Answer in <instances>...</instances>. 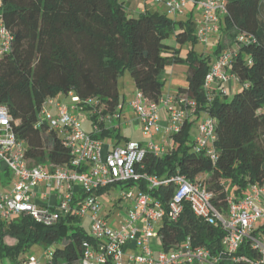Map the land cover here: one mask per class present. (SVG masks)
Returning <instances> with one entry per match:
<instances>
[{"label":"trees","instance_id":"obj_1","mask_svg":"<svg viewBox=\"0 0 264 264\" xmlns=\"http://www.w3.org/2000/svg\"><path fill=\"white\" fill-rule=\"evenodd\" d=\"M226 10L215 58L235 47L227 71L241 89L230 101L219 94L208 101L203 84L213 60L193 49L182 59L180 50L165 43L171 35L179 45L198 42L192 19L176 21L158 11L130 16L126 1L121 0H0L1 21L11 35L10 48L0 58V104L9 111L15 135L26 144L29 165L50 168L71 163L57 132L49 131L40 117L46 99L69 94L80 101L92 99L95 104L78 106L101 129L94 138L120 140L119 130L108 129L103 118L119 106L118 79L124 70L129 71L136 90L157 102L162 97L165 67L181 63L187 66V86L179 92L196 103V120L204 113L215 121L216 159L191 151L192 122L185 121L172 135V150L162 157L147 155L137 172L157 177L179 173L191 181L197 179L222 214L228 198H241L249 186L264 185V0H226ZM241 34L251 41L238 44ZM0 174L10 172L0 166ZM135 184L130 181L122 186ZM137 184L163 206L171 196V188L150 190L143 180ZM107 191L100 189L96 194ZM157 235L165 251L189 238L193 247L218 254L224 232L195 217L184 204L179 220L164 219ZM84 241L93 242L73 215L49 227L26 215L0 219V264L5 259L20 261V254L32 244L52 252L45 264H83ZM236 255L258 257L249 241Z\"/></svg>","mask_w":264,"mask_h":264},{"label":"built area","instance_id":"obj_2","mask_svg":"<svg viewBox=\"0 0 264 264\" xmlns=\"http://www.w3.org/2000/svg\"><path fill=\"white\" fill-rule=\"evenodd\" d=\"M166 8L171 16L183 15L189 6L198 9L200 20L196 25L195 35L199 43L205 44L210 35L218 34L220 23L227 14L226 0H153ZM250 36L241 34L237 38L240 45L249 43ZM11 35L4 27L0 17V58L10 48ZM235 57V52L224 50L211 64L205 77L203 90L208 101H212L214 88H221L226 95L227 87L234 75L227 71ZM73 107L64 106L55 98L44 102L40 117L48 126V130L56 131L63 146L71 156L69 166L29 165L25 156L26 144L19 140L11 126L8 109L0 104V166L8 169L12 177L9 191L0 193V219L26 215L44 226H52L62 217L73 215L79 220L89 213L90 232L93 242L82 243L83 264H264V225L256 229L260 219H264V185H252L241 198L230 197L224 214L218 212L211 203L212 195L197 179L191 181L179 173L170 176L141 175L137 167H141L145 157L152 155L162 157L172 150V135L180 131L181 126L189 118L195 116L196 103L185 93L163 96L157 101L148 100L140 91L134 93L130 107L136 114L140 133L147 142L128 140L122 145L105 146L101 140L95 139L101 129L92 125L90 133L84 131L75 111H83L78 105L85 106L95 102L80 101L69 94ZM166 112V114H165ZM87 113V112H86ZM98 113V111H94ZM88 114V113H87ZM89 115V114H88ZM122 106H118L113 115L103 118L106 127L114 120L120 121ZM160 117L164 123L160 122ZM110 127V129L112 128ZM199 135L193 142L192 152L205 153L211 160L215 154V121L207 116L198 124ZM109 129V128H108ZM163 129L161 143L153 141L155 134ZM153 130L155 131L153 133ZM87 167L83 172L77 169ZM145 181L147 187L157 189L171 188V196L166 205L142 191L137 182ZM136 182L131 188L123 183ZM38 185L51 188L53 202L43 204L39 201ZM119 188V199L125 205V218L119 229L110 228L107 217L100 215L101 202L96 192L100 189ZM105 192L104 194H106ZM184 204L195 217L220 226L224 232L221 240V252L212 254L205 247H193L189 238L176 244L169 250H163L160 239L155 232V225L167 219L177 222L183 212ZM254 231L255 234H254ZM258 233L260 234L258 236ZM157 235L158 242L151 240ZM249 241L251 249L258 254L250 259L237 256L239 248ZM157 247V251L156 248ZM133 250V253H128ZM52 256L50 250L45 251L44 260L34 257L22 259L13 264H45Z\"/></svg>","mask_w":264,"mask_h":264},{"label":"rangeland","instance_id":"obj_3","mask_svg":"<svg viewBox=\"0 0 264 264\" xmlns=\"http://www.w3.org/2000/svg\"><path fill=\"white\" fill-rule=\"evenodd\" d=\"M126 1V4H128L129 1H137V0H124ZM141 1L140 3H143L144 1L148 3L149 10H155L158 7V12L161 14H167L166 8L163 5H158L156 4L153 0H139ZM135 4H133L132 6H134ZM156 5V6H154ZM193 6H189V8H192ZM153 8V9H151ZM194 8V7H193ZM130 9V8H129ZM133 9V7H132ZM195 11L192 14L191 19L198 24V20H199V12L198 9L194 8ZM128 13L130 16H137L140 11H134L131 12L130 10H128ZM168 15V14H167ZM187 14H183V15H178V16H171L168 15V17L174 19V20H179V21H187L188 20V16H186ZM223 36L222 34H213L210 35L207 39V42L205 44L203 43H199L196 42L195 44H193L192 42H186L185 44H176L175 40H174V36L171 35L167 40H165V43L167 45H170L172 47L177 48L178 50H180V57L182 59H184L188 53V51L191 49H193L197 54H204L206 56H210V58L212 60H214L215 58V51L217 49V45L218 43L222 40ZM229 51V49H226ZM237 50V47H236ZM232 51V50H231ZM186 69L187 66L185 64H171V65H167L164 69V75L163 76V80H162V94L163 96H167V95H174L177 93L178 91V86L179 83L181 81L182 84H186ZM233 85L234 87L231 89H229L228 91V95L226 97L227 101H230L233 96L241 89V86L238 84L237 81L233 80ZM118 92H119V106L123 103V98H124V113L121 115L120 121L118 122V120H114V128H116L117 132L119 130L120 135L125 136V137H129V138H135L138 140H142L143 142H147L149 141L151 138H144L141 136V129H140V125L136 124L133 125V121L136 118V114L135 112L132 110V108L129 107L130 101L133 97V93L135 92V85L133 82V79L129 73V71L126 69L124 70V72L122 73V75L119 77L118 79ZM56 100H59L64 106L70 108L73 107L74 104L71 103L70 97H65V98H59ZM264 111V109H263ZM76 114V116L78 117V121L80 122L82 129L88 133L91 132L92 130V125L90 120L88 119V114L85 111H75L73 112ZM166 114V112H165ZM167 115V114H166ZM160 122H164V119H162L160 117ZM129 124L130 126H126L125 124ZM198 124L199 121L195 120L192 122L191 128L189 130V138L190 140H192L193 142L196 141L199 132H198ZM108 128L112 127L113 124H108L107 123ZM113 128V127H112ZM118 128V129H117ZM155 131L153 130V133ZM163 129H161L159 132H157L155 134V137L153 138V141L156 143H161L163 139ZM140 138V139H139ZM152 140V139H151ZM110 141L109 138H106L105 140H103V144L107 145L108 142ZM11 175V173H10ZM9 174H5L2 175L0 174V193L2 192H6L9 191L12 187V177ZM39 188V201L43 204H49L52 202V197H48V199H43V195L47 194L50 195L52 193L51 188L46 187L45 185H38ZM119 189H121V187L119 188H110L108 189L106 194H102L99 196V200L102 204L101 206V211H100V215L103 217H107V221L109 224L110 228H116L119 229L121 227L122 224V220L125 218V205L123 202L120 203H116L114 204L115 201H118L119 199ZM53 194V193H52ZM79 225L81 228L84 229V231H86L87 233L90 232V220H89V213H87L83 218H81L79 220ZM264 225V219H260L259 222L257 223V225L255 226L256 229L259 228V226ZM158 225H155V232H157L158 230ZM260 234L258 233V236ZM151 240L153 242L157 241V235H153L151 237ZM156 243V242H155ZM155 251H157V247ZM30 257H34L38 260H44L45 258V248L42 245L39 244H32L30 246H28L19 256L18 260H22V259H28ZM3 264H13L12 261L5 259Z\"/></svg>","mask_w":264,"mask_h":264},{"label":"crops","instance_id":"obj_4","mask_svg":"<svg viewBox=\"0 0 264 264\" xmlns=\"http://www.w3.org/2000/svg\"><path fill=\"white\" fill-rule=\"evenodd\" d=\"M121 1H124V0H121ZM141 1H139V0H137V1H129L128 2V4H127V9L128 10H130L131 12H133L134 13V11L136 12V11H140V13L141 12H144V11H158V7L155 9V10H149L148 9V7H149V5H148V3L147 2H143V3H140ZM133 4H135L134 6H132ZM154 6H156V5H154ZM132 7H133V9H132ZM130 8V9H129ZM151 9H153V8H151ZM195 11V9L192 7V8H189L188 7V9L185 11V14H187L186 16H188V19H191V17H192V14H193V12ZM199 12V11H198ZM199 20H200V13H199ZM199 20H198V22H199ZM177 21V20H176ZM179 21V20H178ZM232 51H235V47L232 49ZM166 75V74H165ZM164 75V76H165ZM186 81H187V69H186ZM187 86V82H186V84H182L181 83V81H180V83H179V86H178V91H177V93L175 94V95H177V94H179L180 92H179V90L181 89V88H185ZM234 87V85H233V83L230 85V86H228L227 87V93H226V96L228 95V91H229V89L231 88H233ZM137 90H136V88H135V92H136ZM134 92V93H135ZM212 92H213V94H216V95H218L219 94V96H225V95H222V93H221V88H214L213 90H212ZM134 93H133V96H134ZM163 95V94H162ZM65 97H67V96H63V95H58L57 96V99H59V98H65ZM132 99H133V97H132ZM132 99H131V101H132ZM131 101H130V103H131ZM123 103H124V98H123ZM121 104L120 106H122V114L124 113V104ZM129 107H130V104H129ZM131 108V107H130ZM125 114V113H124ZM208 115H206V114H204V113H202L200 116H199V119H198V121H200L202 118H204V117H207ZM196 120V116H193V117H191V118H189L187 121L188 122H193V121H195ZM164 123V122H163ZM138 125V121H137V119H135L134 121H133V125ZM127 127L128 126H130V123L128 124H125ZM121 136V139L120 140H112V139H110V141L108 142V144L107 145H105V146H110V145H122V144H124L126 141H128V140H136V141H140V142H143L142 140H138V139H135V138H129V137H125V136H122V135H120ZM140 139V138H139ZM52 197V202H53V196H51ZM156 243L158 242V240L157 241H155ZM128 253L130 254V253H133V250H128Z\"/></svg>","mask_w":264,"mask_h":264}]
</instances>
